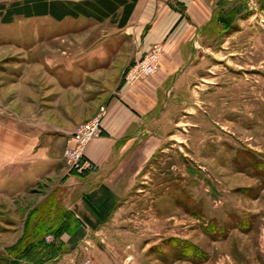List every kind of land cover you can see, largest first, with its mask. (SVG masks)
Masks as SVG:
<instances>
[{
	"label": "rangeland",
	"instance_id": "1",
	"mask_svg": "<svg viewBox=\"0 0 264 264\" xmlns=\"http://www.w3.org/2000/svg\"><path fill=\"white\" fill-rule=\"evenodd\" d=\"M26 1L0 0V14ZM238 3L242 12L232 26L215 23L199 47L205 59L194 64L197 75L180 95L179 108L165 112L173 126L159 151L142 168L155 148L144 145L117 171L115 181H123L119 206L97 228L85 225L75 244L74 232L65 229H79V223L65 206L72 203L65 194L76 198L78 182L100 171L98 166L95 173H80L74 166L89 159L91 143L105 135L108 101L127 88L146 89L179 64L178 54L159 44L154 74L129 85L125 73L148 72L139 68L143 56L113 54L118 30L110 20L15 16L6 24L0 16V73H36L37 85L34 92L25 85L0 91L2 106L26 113L18 94L34 97L36 122L46 114L70 132L64 152L76 151L72 136L83 125L97 119L100 127L79 160L70 153L71 167L63 159L53 178L31 190H0V264H264V0ZM149 5L154 10L153 0ZM232 8L226 4L223 11ZM40 73H107L99 79L109 89L93 104L76 94L59 95L68 111L64 119L55 102L44 110L51 90ZM61 184L66 186L57 195ZM47 203L54 206L49 212ZM35 212L50 233L34 235Z\"/></svg>",
	"mask_w": 264,
	"mask_h": 264
},
{
	"label": "crops",
	"instance_id": "2",
	"mask_svg": "<svg viewBox=\"0 0 264 264\" xmlns=\"http://www.w3.org/2000/svg\"><path fill=\"white\" fill-rule=\"evenodd\" d=\"M83 1L90 0H77ZM151 1L137 0L124 26L121 21L126 6L134 4L133 0H119L114 11L107 15L79 17L99 23L106 20L113 23V28L118 30L113 54H118L120 59L125 54L131 59H139L155 45L161 44L169 51L174 47L178 54L176 61L179 63L173 69L157 75L146 89L127 88L118 97L108 101L105 135L91 143L87 155L100 166V171L95 176L85 177L78 182L82 186L80 193L76 195L78 198H67V193L65 194V202L69 199L72 202L65 206L72 210L70 215L75 217L83 233L87 230L85 225L97 228L107 222L119 206L123 181H115L117 171L124 167L128 159L140 152L144 145L152 143L155 148L147 152L144 168L147 161L161 148L162 139H167L173 124L171 120H167L165 112L167 109L179 108L177 105L181 102L180 95L187 92L191 76L197 75L192 73L194 64L205 59L199 47L208 39V33L216 28L215 23H220L219 17L226 14L223 11L224 5H232L230 12H242L238 0H153L154 10L149 8ZM147 12L150 13V18L144 21ZM108 40L114 42V38ZM40 74L51 90V96L43 106L44 110L52 108L47 104L55 102L53 109L64 119H67L68 111L63 106V97L76 94L82 103L93 104L100 101L101 91L105 95L109 89L99 79L107 73ZM122 75L123 73L121 77ZM23 85L34 92L37 88L36 73H0V91ZM52 87L55 89L53 93ZM18 95L21 99L24 98L26 113H11L8 111L10 109L0 103V190L27 191L35 188L41 181L53 178L63 167V152L70 135L60 124L49 121L46 114L36 122L35 98L26 96L23 91ZM127 173L131 171H126L125 174ZM65 186L61 184L55 188ZM105 195L111 199L110 210L104 217H99V220L91 214L87 205ZM83 207L86 212L80 213ZM71 236L73 238V234Z\"/></svg>",
	"mask_w": 264,
	"mask_h": 264
},
{
	"label": "trees",
	"instance_id": "3",
	"mask_svg": "<svg viewBox=\"0 0 264 264\" xmlns=\"http://www.w3.org/2000/svg\"><path fill=\"white\" fill-rule=\"evenodd\" d=\"M118 1L119 0H94V1L90 0V1L77 2V0H27L25 5H15L10 9L8 8L6 9V13L4 15L0 14V16L2 18V22L6 24L12 23L15 16H23L25 18L51 16L56 21H62L66 17H72L75 19L79 18L80 16L99 17V16L107 15L108 12L110 11L113 12L116 6V2ZM136 2L137 0H133L134 4L126 6L125 14L121 21L122 26H124L127 23L128 18L130 17ZM238 14L239 13L236 14L234 11H232L225 15H221L219 17V22L221 25L230 27L232 26L234 18H236ZM54 193L58 195L59 190L57 189ZM88 205L87 208L91 212V214H93L96 217V219L100 220L99 217H104L109 212L111 199L107 195H105L102 199L95 200L94 202H90ZM45 207L49 212V208L53 209L54 206L52 207L50 205L48 206L47 203ZM33 217H35V219H33ZM33 217L31 218L33 219L32 225L34 224V222L36 223L34 224V235L50 233L49 230L47 232L44 231L45 230L44 218L41 215H39V213L36 214L35 212ZM87 220L91 222L89 218H87ZM30 224L31 223L29 222L28 226L31 228ZM242 227L241 229L244 230H246L247 228V227L246 228H242ZM76 229H77V233H75ZM65 231L74 232L73 238L71 237V242L74 240V238H76V236L78 238L83 236V232L77 227L73 229L66 228ZM61 233H58L57 236H59Z\"/></svg>",
	"mask_w": 264,
	"mask_h": 264
},
{
	"label": "built area",
	"instance_id": "4",
	"mask_svg": "<svg viewBox=\"0 0 264 264\" xmlns=\"http://www.w3.org/2000/svg\"><path fill=\"white\" fill-rule=\"evenodd\" d=\"M161 49H162L161 46L155 45L150 52L143 55L140 61L142 64L141 66H139V68H143V71H147L148 73H136V71L131 73H125V78H124L125 83L131 85L138 79L139 75L150 76L154 74L153 72L156 70V63L158 62ZM105 111H106V107L102 106L101 112L104 114ZM99 130H100L99 123L98 120L96 119L90 123L83 125L80 131H76L74 136H72V141H74L77 145L76 151L66 149L63 155V159L68 167H71L72 165L70 159V153L72 156H74L76 159L79 160V158H81L80 156L82 152H84V149L88 144V138L93 136L94 134H97ZM74 167L80 173H85V172L95 173L98 170V165L89 159L85 160L84 163L76 165Z\"/></svg>",
	"mask_w": 264,
	"mask_h": 264
}]
</instances>
